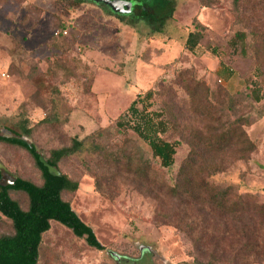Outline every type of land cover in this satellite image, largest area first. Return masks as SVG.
I'll return each instance as SVG.
<instances>
[{"label":"rangeland","instance_id":"374dc122","mask_svg":"<svg viewBox=\"0 0 264 264\" xmlns=\"http://www.w3.org/2000/svg\"><path fill=\"white\" fill-rule=\"evenodd\" d=\"M82 1L0 0V129L20 136L23 128L32 129L31 137H23L44 157L74 139L103 148L71 156L60 169L80 184L64 200L105 249L88 247L52 222L39 263L264 264V99L257 104L250 97L258 68L264 70V0H177L163 32L144 22H121L133 17L135 1L97 0L106 7ZM194 31L202 39L192 53L185 44ZM241 32L249 48L262 50L259 57L231 48ZM199 85L202 96L203 88L210 89L208 105L219 122L196 112L192 92ZM134 102L170 123L163 137L178 144L173 173L159 169L134 132H119V118ZM240 117L251 121L243 129L255 152L248 158L233 150L206 153L198 166L204 168L200 180L233 188L231 202L240 195L246 212L221 215L169 195L196 136L205 139ZM0 169L4 183L21 177L42 184L34 159L18 146L0 143ZM11 196L28 210L25 193ZM190 225L201 227V242L190 235ZM13 233L11 223L0 220V236Z\"/></svg>","mask_w":264,"mask_h":264},{"label":"trees","instance_id":"16d2710c","mask_svg":"<svg viewBox=\"0 0 264 264\" xmlns=\"http://www.w3.org/2000/svg\"><path fill=\"white\" fill-rule=\"evenodd\" d=\"M132 1L136 2L133 17L130 19L122 18L121 22L131 27H134L138 22H144L149 26H155L157 32H163L162 30L167 20L174 15L177 0ZM79 2L86 1L79 0ZM210 5L211 3H206L205 7ZM99 6L106 7L102 3ZM199 27L202 26L198 24L197 28ZM60 29L63 32L66 29V25H63ZM201 39L202 33L191 32L185 44V49L192 53L195 52ZM230 46L234 52L239 51L244 56L250 54L259 57L260 52H262L261 49L249 48L247 35L243 32L236 34L231 40ZM257 76L251 82L250 97L255 103L259 104L264 99V70L261 67L257 70ZM200 86L192 92L196 112H204L214 123L219 122L220 118L217 121L214 119L216 115L214 106L208 105V94H212L210 89L203 88L207 93L202 96L199 92L201 90ZM137 105L138 103L134 102L127 114L119 118L117 123L119 132H124L126 129L134 132L148 144L154 159L160 163L159 169L173 173L178 144L172 143L163 137L169 132L170 123L162 119L163 115L161 113L140 110ZM250 125L251 121L249 119L240 117L232 122L221 123L217 130L211 129L209 137L207 136L205 139L201 136H196L195 140L197 142L193 144L191 153L181 167L176 181L169 188L168 194L185 204H193L195 207L201 204L210 209V211H215L221 215L231 214L237 216L239 213H245L248 206L243 203L240 195L236 196L235 202H231V197L235 193L233 188L217 189L210 185L206 179L200 180L199 174L200 172L203 173L204 168L198 166V160L206 153L222 155L232 150V152L243 156V158H248L257 148L256 143L250 140L243 129L244 126ZM13 133L16 134L15 132ZM32 134V129L25 127L21 136L31 137ZM0 143L18 146L28 151L42 177L41 185L16 177L14 180L15 185L0 186V220L9 221L14 231L12 235L0 236V264H40L39 260L44 236L51 230L52 222H57L71 230L78 239L84 240L88 247L103 251L105 248L96 236L95 230L81 219L70 201L64 200V194L76 193L80 188V184L62 173L60 169L62 161L71 156L85 152H99L103 148L97 143H91L88 146L86 142L74 139L69 147L51 150L50 156H45V158L51 166L57 168L61 173L60 176H57L40 162L41 154L34 144L30 147L5 139L2 136H0ZM216 170L213 169L215 172ZM140 171L146 174L148 165L143 164V168H140ZM2 178L3 171L0 169V181ZM13 191L23 192L27 195L29 200L27 211L23 210L20 203L13 199L11 196ZM254 208L257 209V206ZM259 210L261 211L262 209ZM200 228L197 225L195 228L192 227L190 229V235L194 236L196 242H201L200 240L202 239ZM198 264L201 263L198 262ZM208 264L215 263L211 262Z\"/></svg>","mask_w":264,"mask_h":264},{"label":"water","instance_id":"95a60500","mask_svg":"<svg viewBox=\"0 0 264 264\" xmlns=\"http://www.w3.org/2000/svg\"><path fill=\"white\" fill-rule=\"evenodd\" d=\"M96 4H100V2H98L97 0L95 1V0H93ZM2 137L3 138H5V139H9V140H11V141H15V142H18V143H21V144H24V145H28V146H32V144L28 141V139L27 138H25V137H23V136H18V135H16V134H14L11 130H9V129H3V131H2ZM40 162L46 167V168H48L49 169V171L51 172V173H54V174H56L57 176H60L61 175V173L58 171V169L57 168H55V167H53V166H51L49 163H48V161L46 160V158L44 157V156H40ZM4 180H5V178H4V176H3V178H2V180L0 181V186L1 187H8V186H13V185H15V181H12V182H9V183H4ZM112 256L114 257V259H116L117 261H119L120 259H121V257L120 256H118L117 254H115V253H112Z\"/></svg>","mask_w":264,"mask_h":264},{"label":"built area","instance_id":"2783aa9c","mask_svg":"<svg viewBox=\"0 0 264 264\" xmlns=\"http://www.w3.org/2000/svg\"><path fill=\"white\" fill-rule=\"evenodd\" d=\"M63 34H64V35H68V32L66 31V32H64ZM2 77H4V78H9V76H8L7 74H3Z\"/></svg>","mask_w":264,"mask_h":264},{"label":"crops","instance_id":"0c3cea01","mask_svg":"<svg viewBox=\"0 0 264 264\" xmlns=\"http://www.w3.org/2000/svg\"><path fill=\"white\" fill-rule=\"evenodd\" d=\"M95 5H99V4H96L95 2H93ZM0 119H2V115H0ZM1 127V126H0ZM3 129H5V127L3 128ZM2 128L0 129V130H3ZM2 134H0V136H1ZM5 177V176H4Z\"/></svg>","mask_w":264,"mask_h":264}]
</instances>
